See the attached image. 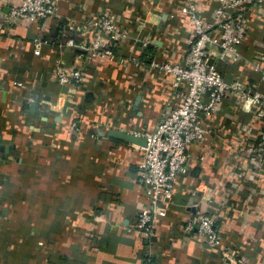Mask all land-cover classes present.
<instances>
[{"label":"crops","instance_id":"0c3cea01","mask_svg":"<svg viewBox=\"0 0 264 264\" xmlns=\"http://www.w3.org/2000/svg\"><path fill=\"white\" fill-rule=\"evenodd\" d=\"M15 4L0 0V20ZM181 8L179 0H59L55 17L21 21L1 35L0 264H142L145 254L153 264H235L223 256L226 247L242 264H264V175L240 153L250 134L238 138L241 119L230 113L220 124L211 115L205 141L188 148L174 207L159 209L154 242L148 246L130 231L144 201L138 178L144 151L114 133L151 131L163 113L179 106L174 78L157 77L150 64L184 59L193 30ZM105 9L127 33L115 42L114 59L86 63L85 56L58 49L61 33L90 44ZM252 19L264 20V8ZM36 37L50 42L40 55L34 53ZM257 39L252 60L262 64L264 32L253 34L245 49ZM59 58L82 70L84 86L58 85ZM237 68L250 75L244 61ZM250 188L255 194L244 203L243 219L231 213L218 221L221 247L209 248L185 231L189 212L215 203L240 208Z\"/></svg>","mask_w":264,"mask_h":264},{"label":"built area","instance_id":"2783aa9c","mask_svg":"<svg viewBox=\"0 0 264 264\" xmlns=\"http://www.w3.org/2000/svg\"><path fill=\"white\" fill-rule=\"evenodd\" d=\"M179 1L193 30L187 53L181 63L153 61L150 71L157 77L168 74L174 78V94L180 104L163 113L151 131L131 134L145 139L146 146L143 160L138 165L144 201L137 207L130 231L148 246L156 238L159 209L174 207V185L186 169L188 148L195 142L205 141L209 134L206 124L211 115L218 117L215 124H220L227 113L241 119L238 138L248 133L250 139L247 145L240 147V153L249 157L251 167L258 170L259 175H264V62L257 64L252 60L261 41L257 39V42H251L252 48L248 44L250 50L245 49L253 34L264 32V20L252 19L253 13L264 8V0H203L204 10L199 8L200 0ZM58 2L17 0V4L7 9L5 20H0V37L21 21H45L55 17ZM207 14L212 17L211 21H206ZM94 27L95 38L90 44H81L61 33L56 46L61 51H75L85 56L86 63L98 58L114 59L113 46L127 33L121 30L117 17L108 9L100 13ZM49 43L34 38V53L42 54ZM133 60L136 66L141 65L140 61ZM241 61L250 66L249 76H243L237 68ZM217 64L230 68L229 75L221 72ZM55 74L61 87L84 86L86 83L81 69L62 65L60 58L55 60ZM231 105L237 110L231 111ZM72 127L78 132L77 122ZM248 127L252 129L249 131ZM249 192L240 208L215 203L208 209L200 207L189 212L185 231L195 232L209 248L221 247L224 239L219 219L227 218L231 213L243 219L248 207L244 203L251 201L255 190L250 188ZM222 253L231 262L242 264L240 254L234 249L226 247ZM47 264L52 263L48 261ZM142 264H153L151 257L145 254Z\"/></svg>","mask_w":264,"mask_h":264},{"label":"water","instance_id":"95a60500","mask_svg":"<svg viewBox=\"0 0 264 264\" xmlns=\"http://www.w3.org/2000/svg\"><path fill=\"white\" fill-rule=\"evenodd\" d=\"M114 137H116L117 139H119V140H121V141H123L125 143H129V144H132V145H137V146H140L142 148H144L146 146L145 139H143L141 137H136V136L131 135L129 133H118V132H115L114 133Z\"/></svg>","mask_w":264,"mask_h":264},{"label":"trees","instance_id":"16d2710c","mask_svg":"<svg viewBox=\"0 0 264 264\" xmlns=\"http://www.w3.org/2000/svg\"><path fill=\"white\" fill-rule=\"evenodd\" d=\"M153 263V262H152Z\"/></svg>","mask_w":264,"mask_h":264}]
</instances>
